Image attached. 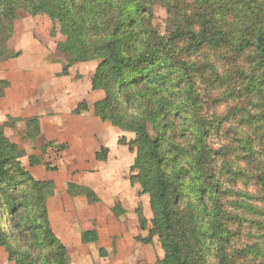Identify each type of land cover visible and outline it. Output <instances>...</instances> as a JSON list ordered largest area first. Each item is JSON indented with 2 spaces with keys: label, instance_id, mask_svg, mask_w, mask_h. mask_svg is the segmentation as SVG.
<instances>
[{
  "label": "trees",
  "instance_id": "obj_1",
  "mask_svg": "<svg viewBox=\"0 0 264 264\" xmlns=\"http://www.w3.org/2000/svg\"><path fill=\"white\" fill-rule=\"evenodd\" d=\"M158 5L170 24L163 36L153 26ZM19 11L57 27L62 75L98 62L92 90L104 97L93 113L134 135L131 182L152 213L148 221L136 210L148 231L138 240L158 238L159 264H264V0H0V69L21 56L10 47ZM10 86L0 79V99ZM89 109L84 101L73 113ZM26 129L35 141L39 118ZM22 156L0 125V249L10 264H70L47 207L54 184L36 180ZM68 194L99 201L74 183ZM112 211L126 214L120 202ZM98 241L95 230L81 234L84 245Z\"/></svg>",
  "mask_w": 264,
  "mask_h": 264
},
{
  "label": "rangeland",
  "instance_id": "obj_2",
  "mask_svg": "<svg viewBox=\"0 0 264 264\" xmlns=\"http://www.w3.org/2000/svg\"><path fill=\"white\" fill-rule=\"evenodd\" d=\"M18 15L10 47L21 56L0 69V79L11 83L0 99V125L23 152L19 160L24 168L36 180L54 184L55 194L47 207L53 230L68 243L64 245L70 264H159L164 252L158 238L152 245L138 240L148 236V231L140 230L136 210L142 209L148 221L152 213L149 197L131 182L136 155L129 143L134 135L102 122L93 113L99 96L91 82L98 62L74 65L62 75L67 57L58 50L64 38L57 27L44 15L24 11ZM153 26L160 35H167L168 15L159 5L154 9ZM84 101L90 109L75 115L73 111ZM34 117L39 118L42 132L32 141L26 128ZM220 143L213 137L215 148ZM61 145L67 148L57 150ZM102 147L109 149L106 161L96 157ZM31 157L41 164L32 166ZM69 183L91 188L99 201L93 204L85 197L70 196ZM117 202L126 210L120 217L112 211ZM88 230L98 232V243H81L80 234ZM101 249L107 251L106 257L100 256ZM0 264H10L2 248Z\"/></svg>",
  "mask_w": 264,
  "mask_h": 264
},
{
  "label": "crops",
  "instance_id": "obj_3",
  "mask_svg": "<svg viewBox=\"0 0 264 264\" xmlns=\"http://www.w3.org/2000/svg\"><path fill=\"white\" fill-rule=\"evenodd\" d=\"M102 91H97L96 93H98L97 94V96H99V98L97 99V100H101L103 97H104V93H101ZM81 185V184H80ZM82 234V233H81ZM80 234V235H81ZM58 236V235H57ZM59 237V236H58ZM61 238H62V236H61ZM60 239V238H59ZM61 240V239H60ZM63 240V241H62ZM61 241L66 245V246H68V243L66 242V241H64V239H62ZM81 241V240H80ZM93 245V244H92Z\"/></svg>",
  "mask_w": 264,
  "mask_h": 264
}]
</instances>
